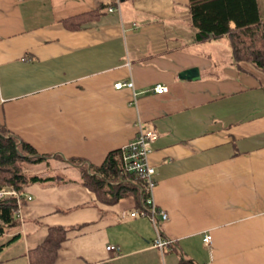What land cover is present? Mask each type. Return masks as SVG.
Listing matches in <instances>:
<instances>
[{
    "label": "crops",
    "instance_id": "crops-1",
    "mask_svg": "<svg viewBox=\"0 0 264 264\" xmlns=\"http://www.w3.org/2000/svg\"><path fill=\"white\" fill-rule=\"evenodd\" d=\"M114 6L0 0V127L41 156L98 167L135 139L139 120L157 135L153 199L172 244L154 247L150 221L131 217L133 198L104 205L80 185L34 184L0 264H30L50 227L68 230L53 264H264V74L237 68L225 37L200 40L188 0ZM91 12L77 30L63 25ZM191 68L198 80L179 79Z\"/></svg>",
    "mask_w": 264,
    "mask_h": 264
},
{
    "label": "trees",
    "instance_id": "trees-1",
    "mask_svg": "<svg viewBox=\"0 0 264 264\" xmlns=\"http://www.w3.org/2000/svg\"><path fill=\"white\" fill-rule=\"evenodd\" d=\"M188 3L191 23L198 30L200 40L209 36L225 37L237 68L253 67L264 74V19L260 16L258 0H188ZM98 16L96 12L80 14L63 20V25L77 30ZM231 23L234 28H230ZM51 161L58 166H52ZM70 167L75 169L76 178L59 175L60 171L66 172ZM44 172H51L52 175L43 176ZM34 184L80 185L94 193L104 205L133 198L140 206L144 197L139 184L123 180L120 149L109 152L100 166H87L81 160L64 161L57 155L52 158L41 156L31 145L19 140L5 127H0V192L13 190L20 196V199L0 197V252L17 239L14 233L19 227L16 215L24 200L23 192ZM67 232L61 227L48 228L44 241L29 251L30 264H53ZM180 264L194 263L181 261Z\"/></svg>",
    "mask_w": 264,
    "mask_h": 264
},
{
    "label": "built area",
    "instance_id": "built-area-1",
    "mask_svg": "<svg viewBox=\"0 0 264 264\" xmlns=\"http://www.w3.org/2000/svg\"><path fill=\"white\" fill-rule=\"evenodd\" d=\"M125 0H114V7L108 9L109 12L119 10V6ZM132 88V82L128 83H117L114 85L116 90L122 88ZM166 89L157 85L154 88V92L157 95L163 94ZM137 94H133L134 98ZM137 135L135 139L120 149L121 151V176L123 180L129 184H139L144 197L141 201L138 210L131 213V217L147 218L156 234L154 241V247L163 249L164 247L171 246V241H165L162 238L161 223L167 220L166 212L160 210L155 205L153 199V192L155 187V170L153 166L149 164L148 157L151 153V146L155 142L157 135L155 132L147 131L143 128L142 124L138 120L136 123ZM14 196L16 199H20V196L13 190H6L0 192V197ZM28 201L31 198H27ZM211 242L210 236L203 238V243L209 244ZM108 252L117 253L118 249L114 246H107Z\"/></svg>",
    "mask_w": 264,
    "mask_h": 264
},
{
    "label": "water",
    "instance_id": "water-1",
    "mask_svg": "<svg viewBox=\"0 0 264 264\" xmlns=\"http://www.w3.org/2000/svg\"><path fill=\"white\" fill-rule=\"evenodd\" d=\"M179 79L191 80V81L198 80L199 79V71L197 68H191L189 70H185L181 74H179Z\"/></svg>",
    "mask_w": 264,
    "mask_h": 264
},
{
    "label": "rangeland",
    "instance_id": "rangeland-1",
    "mask_svg": "<svg viewBox=\"0 0 264 264\" xmlns=\"http://www.w3.org/2000/svg\"><path fill=\"white\" fill-rule=\"evenodd\" d=\"M263 1L264 0H259V2H260V6H261V14L264 16V11H263ZM122 4V3H121ZM51 164H53L52 166H54V165H57L58 166V164L56 163V162H54V161H51ZM43 165L44 164H42V165H40L41 166V168H43ZM40 166L39 167H37V168H40ZM59 173H61V174H59V175H62V176H70V177H75L76 176V173H74V171H68V172H64V171H60ZM43 176H51L52 175V173L51 172H44L43 174H42Z\"/></svg>",
    "mask_w": 264,
    "mask_h": 264
}]
</instances>
